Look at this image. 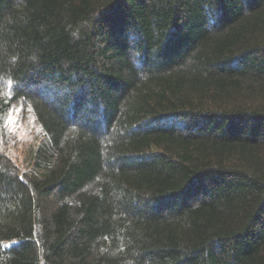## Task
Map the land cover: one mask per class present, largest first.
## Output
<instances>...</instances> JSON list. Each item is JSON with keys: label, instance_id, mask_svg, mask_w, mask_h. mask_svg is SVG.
Returning <instances> with one entry per match:
<instances>
[{"label": "trees", "instance_id": "trees-1", "mask_svg": "<svg viewBox=\"0 0 264 264\" xmlns=\"http://www.w3.org/2000/svg\"><path fill=\"white\" fill-rule=\"evenodd\" d=\"M0 146V264H264V0H0Z\"/></svg>", "mask_w": 264, "mask_h": 264}]
</instances>
